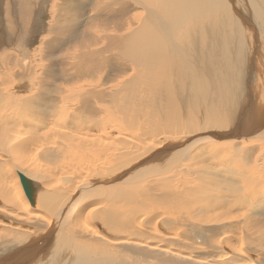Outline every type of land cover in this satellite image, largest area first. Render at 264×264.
<instances>
[{"label":"bare ground","instance_id":"1","mask_svg":"<svg viewBox=\"0 0 264 264\" xmlns=\"http://www.w3.org/2000/svg\"><path fill=\"white\" fill-rule=\"evenodd\" d=\"M48 1L0 0V264H264V0H91L75 76L42 75Z\"/></svg>","mask_w":264,"mask_h":264},{"label":"rangeland","instance_id":"2","mask_svg":"<svg viewBox=\"0 0 264 264\" xmlns=\"http://www.w3.org/2000/svg\"><path fill=\"white\" fill-rule=\"evenodd\" d=\"M52 1H54V2H52ZM55 1H57V0H49L48 6H47L46 11H45L43 23H44V26L46 27L47 33H44L45 34L44 39L41 36H39L37 38V41L35 42L36 46L40 44V47H39L40 54L38 55V58L42 59V64L44 66L41 72H42V75L52 73L53 76H75L77 71L82 67V65L80 64L78 68L74 69V68H71V65L69 64V62L71 63V60H72L71 55H74V49L77 50V46H73V44L78 43V45L81 46L84 43L92 40V39H89V38L83 36L84 31H85V27L83 25L85 24V22L88 21L89 26L92 27V24L95 22L94 16H92V15L98 16V14H97L96 8H94V9L90 8V5L94 4L91 0H89V1L86 0L85 2L82 1L83 3L79 6L78 13H76L77 11H75L74 13L73 12L71 13V12L67 11L66 9H64V7L61 4L63 2L68 1V0H58L59 3H57L56 6L57 7L59 6V11L57 13L55 12L56 15L54 16L53 13H51L52 11H51V7H50L51 5L50 4L53 3V5H55ZM3 3L6 4V1H4ZM0 6H1V2H0ZM1 9H2V7H1ZM49 10H50V12H49ZM70 14H73L72 17ZM50 15H51V19L49 18ZM4 16H6L5 13H4ZM55 17L57 18L56 22L54 21ZM71 18H73V19H71ZM100 18H104L102 13L100 14ZM69 20H71L72 22H74V21L78 22L80 26L77 27L75 25L76 28L73 29V27L70 24L68 26L69 31L66 32L65 34H60L58 27L64 25V23L66 21H69ZM96 24H98V23H96ZM101 26H102V24H101ZM51 30H52V33L49 32ZM1 34H2V32H1ZM75 34H79L80 39L75 40L76 37H74V36L72 37V39H68V37L75 35ZM89 37H90V34H89ZM104 44H106V42L101 44V46L103 47L102 48V55H100L101 57L100 56L98 57V62L101 64V70L97 75L100 74L106 78L110 75L109 72L111 70H114V68H111L112 66L110 67V65H116V61L112 58L113 51H110V54H109V52L105 48L106 45H104ZM98 46L100 47V45H98ZM112 47L119 49L118 45H112ZM67 52H69L70 58L68 59L69 61L67 60L68 62L67 61L64 62V60L66 59L65 57H66ZM3 58H5V57H3ZM112 60H114V61H112ZM105 64H106V66H104ZM86 66H88V64L83 66V67H86ZM108 66L110 69L109 68L107 69ZM105 68L108 70V72ZM104 72H106V73H104ZM91 73H92V71H91ZM251 125H252V121H251ZM166 127L167 126L163 127L164 131H165ZM217 130L222 131L220 129H217ZM262 133H264V132H262ZM243 138H246V137H243ZM250 149H253L254 153L259 156V158H257L258 159V166L261 169V167L264 166V144L261 145L257 142H254V143H251L249 145V147H245L246 153L242 155V158H245V160L250 159L252 162L255 159V157H253L251 155ZM173 150H174L173 146L169 148V152H173ZM202 152H200L199 155H201ZM215 152L217 153L218 150H216ZM217 155H218V158L220 160H222L221 166L225 164V161L230 156L229 154H227L225 152L224 153H222V152L217 153ZM166 160L167 159H164L160 162H164ZM160 162H158V163H160ZM255 177H256V180H258L261 183H264V171L258 172L257 174H255ZM263 201H264V197H261L259 195L255 196V202H263ZM263 213H264V208H260L257 210L258 215H263ZM13 222H16V221H13ZM19 224L27 226L26 224H23V223H19ZM19 224L14 223V226L17 227ZM4 232H7V231L5 230ZM250 236L251 235H249L248 237H250ZM250 245L251 244H249V246ZM246 252L248 254L255 252L254 251V243L250 248H248L246 250ZM208 254L209 253L201 252L199 254H192L191 256L204 257V256H207ZM259 254H264V251H261ZM3 257H4V254L0 253V262H4ZM217 261H218V263L224 262L225 264H228L230 262V259L222 257V258L218 259Z\"/></svg>","mask_w":264,"mask_h":264}]
</instances>
